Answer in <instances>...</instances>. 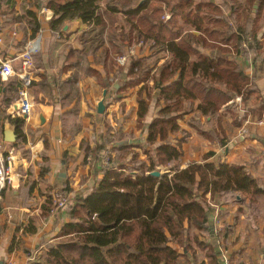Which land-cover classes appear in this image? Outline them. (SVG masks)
Returning a JSON list of instances; mask_svg holds the SVG:
<instances>
[{
    "label": "trees",
    "instance_id": "obj_1",
    "mask_svg": "<svg viewBox=\"0 0 264 264\" xmlns=\"http://www.w3.org/2000/svg\"><path fill=\"white\" fill-rule=\"evenodd\" d=\"M257 1L255 13L252 9ZM44 6L54 14V30L70 21L90 26L87 36L92 39L84 42L88 49L82 55L96 56L102 48L96 61L109 63L110 69L114 59L124 57L128 49L147 46L150 55L132 56L128 80L121 88L117 85L119 92L140 87L136 128L146 133V139L136 144L134 134L113 135L115 146L108 168L101 162L111 137L94 147L82 143L86 163L91 156L90 168L99 179L78 199L64 190L70 201L65 209L69 220L31 264H223L219 250L227 245L223 238L215 237L217 209L213 204L219 196L240 197L250 214L258 215L264 183L243 166L210 161L215 153L182 169L181 144L173 145L170 139L186 115H207L237 99L243 106L249 105L257 91L245 67L250 60L264 62V0H48ZM118 16L123 18L122 26L119 31L114 27L117 22L112 23L106 48L107 19ZM163 55L166 60L159 66ZM122 72L119 69L116 77ZM11 102L4 104L9 107ZM254 106L253 118L264 121V102ZM231 118L238 121L235 114ZM8 121L19 132L24 119L8 117ZM191 121L200 135H213L199 120L193 117ZM221 131L225 134L222 126ZM226 146L222 144V148ZM161 168L169 173L151 176ZM55 192L58 190L47 193L43 219L52 216ZM220 217L219 210L218 220ZM24 232L33 234L36 229L28 227ZM194 244L205 251L208 263H199L194 257ZM230 262L234 264L231 257Z\"/></svg>",
    "mask_w": 264,
    "mask_h": 264
},
{
    "label": "crops",
    "instance_id": "obj_2",
    "mask_svg": "<svg viewBox=\"0 0 264 264\" xmlns=\"http://www.w3.org/2000/svg\"><path fill=\"white\" fill-rule=\"evenodd\" d=\"M39 1L42 6H38ZM53 22L54 14L45 8L42 0H0V62L13 61L14 70L19 73L20 58L25 48L29 44L39 46L34 56L29 88L33 101L30 116L13 117L11 114V107L15 105L16 95L22 86L18 77L0 78V135L6 150L13 157L12 183L0 203V264H31L45 251L46 243L68 222L66 210L58 212L57 216L42 218L49 191H64L67 188L70 196L78 199L94 187L99 175L86 163L81 149L83 142L94 147L117 130L133 133L137 137L136 144L146 139V133L136 128L140 87L118 91L117 85L121 88L128 80L130 60L119 63L120 59H127L126 55L114 59L115 66L110 69L109 63L96 61L102 48L96 56L82 55L86 48L84 42L92 39L87 36L90 26L81 21H70L59 30H54ZM108 25L103 37L106 48H109L106 40L110 32ZM115 27L120 31L121 26ZM149 55L148 50L141 48L133 56L143 58ZM165 60L163 55L158 65ZM155 61L156 58L152 60L153 63ZM261 62H246L245 72L258 89L248 106H243L237 99L222 110L213 109L211 115L190 114L179 121L181 124V121H190L194 117L206 122L219 140L223 138L221 126L226 137L242 131V125L235 128L230 121L231 114L238 116V121H243L241 111H244V121H252L248 138L239 133L237 140L230 142L228 148L217 145L220 151L215 149V156L210 161L221 160L222 163L243 166L250 175L264 183V124L260 125L263 120H257L251 114L254 105L264 102V64ZM121 68L122 74L116 77ZM104 92H107L105 97ZM10 101L11 105L6 107L5 104ZM101 101L105 104L103 114L98 113ZM154 114L155 111L149 121ZM215 114L219 116L217 122L213 121ZM8 117L24 119L19 132ZM182 127L184 132L194 136L195 133L185 123ZM72 129L74 134L69 133ZM7 133L15 135L16 140L7 142ZM175 137L181 138L178 140L185 151L184 136ZM135 150L140 152L141 159H145L140 149ZM183 154L180 160L182 168L203 162L196 156L186 158ZM162 169V174L169 173L166 168ZM258 205L261 212L257 215L250 214L240 197L234 202H225L224 196L216 199L215 208L220 210L222 221L229 231L227 253L234 264H264V202L260 199ZM57 218L59 226L55 228ZM32 226L36 232L25 234V228Z\"/></svg>",
    "mask_w": 264,
    "mask_h": 264
},
{
    "label": "built area",
    "instance_id": "obj_3",
    "mask_svg": "<svg viewBox=\"0 0 264 264\" xmlns=\"http://www.w3.org/2000/svg\"><path fill=\"white\" fill-rule=\"evenodd\" d=\"M169 19V17H167ZM39 46L29 44L26 48L24 53L22 54L20 58V72L16 73L13 66V61H4L0 62V78L3 80H7L11 77H18V79L21 81V88L19 90V97L15 103L11 107V114L13 117H28L32 114L33 111V101L30 98L29 95V88L32 84V69H33V62H34V56L38 53ZM122 60V61H121ZM126 61L125 58L120 59L119 63L121 62L124 64ZM244 115V111H242ZM260 125L263 124V122L259 123ZM111 137V141L108 145L107 151L104 154V157L102 159V167L108 168L110 165L111 160V151L112 148L115 146V137L114 136H108ZM13 163V157L11 155V152H8L5 148L4 139L0 135V203L2 202L3 194L7 190V188L11 185V166ZM87 163L89 166H92V158L89 156L87 158ZM62 193H65L62 191ZM54 202V209L51 211V215H57L59 211L65 210L68 205V198L62 197L59 194L55 195ZM218 213L219 210L217 209V212L215 214V224L218 226V230H214V234L216 235V239L221 240L222 239V228L219 227V220H218ZM221 259L223 261V264H231L230 258L228 255L223 251L220 250Z\"/></svg>",
    "mask_w": 264,
    "mask_h": 264
},
{
    "label": "rangeland",
    "instance_id": "obj_4",
    "mask_svg": "<svg viewBox=\"0 0 264 264\" xmlns=\"http://www.w3.org/2000/svg\"><path fill=\"white\" fill-rule=\"evenodd\" d=\"M47 1L48 0H42V2L44 3V4H46L47 3ZM255 5H256V3H255ZM255 5L253 6V11L256 13V11H257V9H258V5H259V3L256 5L257 7L255 8ZM255 8V9H254ZM264 15V14H263ZM263 18H264V16H263ZM113 22H117V23H115V25H114V27L115 26H122V23H123V18H121V17H110V18H108L107 19V23L109 24V26H112V23ZM110 31H111V29H110ZM119 33V32H118ZM140 46V45H139ZM139 46H133L132 48H130V49H128L127 50V54H125L126 55V62H128V60H130V58L133 56V55H137L138 54V52H139V50H141V47H139ZM142 49H146V50H148V48H147V46H142ZM131 50H132V52H131ZM211 53V52H210ZM119 59V58H118ZM122 61V60H121ZM129 63V62H128ZM149 63H151V65L153 64V62L151 61V62H149ZM120 64H122L121 62H120ZM261 64H264V62H261ZM260 67H262V65L260 66ZM256 91H258V89H257V87H256ZM242 112V111H241ZM210 114V113H209ZM211 115V114H210ZM210 115H208V116H210ZM213 117V121L214 122H217V120L219 119L218 117V115L217 114H215V115H213L212 116ZM242 117H244L243 116V113H242V116H241V119L243 120V118ZM240 118V117H239ZM232 119V121H230V123L231 124H233L234 125V127L235 128H238L237 126H239L240 125V123H241V125H242V128H241V132H239L238 133V131H236V133H230L229 134V136L228 137H226L225 136V134H223V140L220 138L219 140H221V142L217 139V137L218 136H216V134H214L215 132H213L212 130H210V127L209 126H207V123L206 122H202V121H199L200 122V125L205 129V131H208V132H211V133H213V135L212 136H210V137H204V136H202V135H200L192 126V123L193 124H195L193 121H181V124H180V121H179V124H180V129L171 137V143L173 144V145H177V146H179V144H182V142H180L178 139H181V138H178V137H175V136H180V135H182V137L184 136V139H183V141H185V146H186V150L185 151H183V149H182V147L180 148V151H182V153H184V154H186L185 155V157L186 158H188V157H190V158H193L194 156H196L198 159H200V160H204V158L206 157V156H208L210 153H215L214 152V150L215 149H219V148H217L216 146L218 145L219 147H221L222 148V144H226L227 145V148H228V146H230V142H235L237 139H236V137H238V134L239 135H241L242 137H246V138H248V136H249V124L252 122V121H233V118H231ZM263 122V124H264V121H262ZM182 123H185L186 125H187V127L188 128H191L192 129V131L195 133L194 134V136H191V135H189L188 134V132H184L185 130H184V128L182 127ZM220 129V128H219ZM221 131V130H220ZM116 132H122V131H119V130H117ZM116 134V133H115ZM114 134V135H115ZM126 134H133V133H126ZM111 136H113V135H111ZM135 136V135H134ZM197 136V137H196ZM213 136L215 137V139L213 138ZM136 137V136H135ZM137 138V137H136ZM211 138H213V139H211ZM219 138V137H218ZM226 141H227V143H226ZM223 142V143H222ZM211 149V150H210ZM213 150V151H212ZM219 151H220V149H219ZM184 154H183V156H184ZM162 169V168H161ZM164 169V168H163ZM162 169V170H163ZM183 169V168H182ZM55 195H57V194H59L60 196H62V197H67L68 198V193H62V191H58V192H55L54 193ZM57 200V199H56ZM224 201L225 202H234L235 201V198L234 197H232V196H230V195H226V196H224ZM68 202L70 203V201H69V199H68ZM216 204V203H215ZM215 204H213V205H215ZM222 205L224 206L225 204L224 203H222ZM54 216H56V215H54ZM214 228H216V230H218V226L215 224V216H214ZM221 221H222V219H221V217H220V220H219V227H221L222 228V230H223V232H222V238H223V241H224V243H225V245H228V240H225V235H226V233H227V230H226V227H225V225L224 224H221ZM191 238H192V235H191ZM226 239H228V237L226 238ZM193 247H194V250L196 251V254H195V256L192 254V251L191 252H189V256L190 257H192V256H194V257H196L197 258V260L199 261V263H201V262H205V263H208V258L206 257V258H204V254H205V251H201L200 249H198L197 247H196V245L194 244L193 245ZM177 250H180V252H184L183 250H182V248H177ZM220 250H223L227 255H228V257H229V254L227 253L228 252V247H227V249L225 248V246H221V248H220ZM219 250V251H220ZM221 256V255H220ZM222 258V257H221ZM230 258V257H229ZM192 261H194V259H191Z\"/></svg>",
    "mask_w": 264,
    "mask_h": 264
},
{
    "label": "water",
    "instance_id": "obj_5",
    "mask_svg": "<svg viewBox=\"0 0 264 264\" xmlns=\"http://www.w3.org/2000/svg\"><path fill=\"white\" fill-rule=\"evenodd\" d=\"M143 2H144V1H141V2H140L139 7L143 4ZM258 3H259V1L256 2V5H257ZM256 5H255V8L257 7ZM64 28L66 29L67 27H64ZM206 53L209 54L208 52H206ZM106 95H107V92H104V97H105ZM104 111H105V104H104V101H101V102L99 103V105H98V113H99V114H103ZM15 140H16L15 135L13 136L12 134H9V133L6 134V141H7V142H14ZM130 143H132V141H130ZM161 175H162L161 172H154V173L151 174V176L156 177V178L160 177Z\"/></svg>",
    "mask_w": 264,
    "mask_h": 264
}]
</instances>
